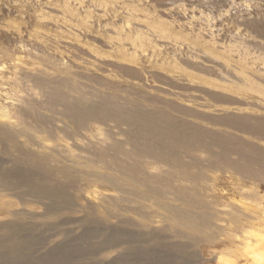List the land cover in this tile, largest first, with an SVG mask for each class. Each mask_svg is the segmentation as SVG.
Here are the masks:
<instances>
[{"label":"rangeland","instance_id":"374dc122","mask_svg":"<svg viewBox=\"0 0 264 264\" xmlns=\"http://www.w3.org/2000/svg\"><path fill=\"white\" fill-rule=\"evenodd\" d=\"M58 85L63 87L59 89ZM59 90L88 106L102 103L108 95L127 108L134 103L148 108L157 102L165 106L169 101L181 106L180 112L172 111L180 118L198 120L207 127L264 146V135L242 130V126L256 122L241 121L233 127L195 120L184 110L181 113V109L188 108L185 110L209 116L230 114L229 118L225 116V122L247 116L251 121L264 120V0H0V126L11 124L10 128L19 131L31 125L28 134L18 132L12 141L6 138L0 143V175L6 173L7 178L10 175L9 179L18 183L9 192L0 187V207L26 212L14 218L0 213V239L4 238L0 240V264H264V241L247 250L243 245L248 241L247 234L240 230L246 214L252 213L258 180L231 170H204L199 183L204 189L201 195L210 202L216 195L219 204L220 217H216L212 228L218 234L210 231L215 234L213 239L202 235L201 239L196 233L180 236L176 232L180 230L178 225L167 219V213V220L160 218L164 209L154 201L149 204L151 201L141 200L148 204L144 210L154 221L132 212L129 216L122 210L130 205L122 200L127 197L125 192L103 189L94 177L88 179L86 175L94 169L87 165L94 157L91 149L108 148L113 141L110 134L122 142L127 135L119 133L113 121L106 126L91 122L90 130L81 129L83 136L72 135L74 128L63 114L64 106L51 97ZM149 97L157 100L152 103ZM127 126L121 127L128 133L134 130ZM30 133V138H25ZM124 147L132 148L127 143ZM34 148L54 154L65 163L81 164L78 170L84 176L76 174V186L72 181L67 189L72 199V204L67 205H71L70 210L49 213L46 206L57 207L59 202L55 204L51 197V201L35 197L30 190L31 185L60 186L65 182L60 176L31 174L35 178L31 185L20 183L18 173L22 168L24 173L29 170L21 160L25 154L20 150ZM200 156L207 163L208 154ZM236 156L230 154L232 159ZM96 161L97 168L104 170L103 163ZM33 169L31 166L30 171L35 173ZM148 171L158 174L162 169L149 167ZM215 177L223 180L215 182ZM260 193L264 195V182H260ZM102 194L116 199L122 196L120 204L114 206L116 217L102 206ZM212 206L215 204L209 207ZM152 210H158L159 215ZM136 215L147 227L128 223H136ZM9 223L13 227L7 232L3 225ZM17 234L23 239L13 246V241L18 242ZM256 238L253 236L255 243ZM251 251H255L253 255L248 254Z\"/></svg>","mask_w":264,"mask_h":264},{"label":"bare ground","instance_id":"6f19581e","mask_svg":"<svg viewBox=\"0 0 264 264\" xmlns=\"http://www.w3.org/2000/svg\"><path fill=\"white\" fill-rule=\"evenodd\" d=\"M43 84H45V83H43ZM64 84H65V82H64ZM50 86H51V84H50ZM62 87H63V85L59 86V89H61ZM65 87H66V84H65ZM130 92H132V91H130ZM54 93L55 94H52L53 96H51L53 98L52 100H55L56 103H59L57 101L61 102L62 106H64V109H62L64 112L63 114H65V116L70 120V123H72V125H73L72 127L74 128V131L72 132V135H74V136L80 135L81 136V134H82V136H83L84 134H83L81 129L84 128V129L90 130L89 124L91 122H98V123H101L102 125L105 124V126H106V124H109L110 121H113L114 123H116L117 128L120 129L119 133L127 135V139L124 142H122L120 140L114 139L111 136L112 134H110L109 137H111V141H112V139H113V141L108 148L91 149L90 152L94 157L90 158L91 163L87 162V165L94 167V169L92 171L90 170L91 172H88L86 175L89 176L88 179H90L91 177H94L95 182L100 187H102L103 189L119 190V191L125 192L127 194V197H123V199H122V196H124V194L122 195V193H121L122 196H120V197L123 201L129 202L131 206L129 205V207H126V208L123 207L124 209H122V208L121 209L128 212V215L130 212H132V213H134V215L137 214V215L141 216L143 219L145 218L144 220H147V219L149 221L152 220L153 218L152 219L149 218L150 214L148 212H145V210H144L146 207L145 204H147V203L146 202L141 203V200H145V201L147 200L149 202L154 201L157 206H160L161 208H163L166 211L165 212L162 209L164 212V216H163V212H162V217H160V218L164 217V219H166V217H167V219L170 220L171 223H175L176 225H178L180 230H177L176 232L179 235L180 234L186 235V234L196 233V234H200V236L202 235V236H205L206 238L208 237V239H213V238H215V237H213V236H215V234H213V233L217 232V234H218V230H215L212 228L216 225V224L214 225V220L218 219L216 217H220V214H219L220 212H217L219 204L216 201V197H217L216 195L212 196L213 200H211V202L208 201L207 199H205L201 195V193L204 192V189L200 188L201 184H199V183L204 178V170L205 169L216 168L219 170H221V169H224L227 171L231 170L235 174H239L243 177H247V178H250L253 180L255 179V180L259 181V183H257V187H256L254 194H253L254 195V199H253L254 206H253V208H251L252 213L248 214L246 212L247 213L246 214L247 218H245L246 222H243L241 225L239 223L238 224L241 226L240 228H242L240 230L241 231L243 230L247 234L248 238H246V239H248V241L245 239L247 242L244 241L245 244L243 243V245H245V248L247 250H253V249H255L256 246H258V244H263L261 242L264 241V227H263V225H264V195L260 193V182L261 183L264 182V146H261L255 142H252L251 140L247 141L245 139L237 138L236 136H234L231 133L228 134L227 132H222V130L218 131V130H215L213 128L207 127V126L203 125V122L200 123V121H198V120H197L198 121L197 122V121H191L190 119L188 120V119L180 118L177 115H175L174 112H172V111H177V112L179 111L180 112L179 109L181 106L179 107V106H177L178 104L169 103V101H167V102L164 101V102H166V103H164V105L166 104L165 106L156 105V104H158V102H157L156 104H154L155 106H151L148 108L146 105L137 106L136 103H134L133 107L130 106V108H127V107H124L121 104H118L117 102H115L114 101L115 99L113 100V97H111V96L108 97L109 95L107 96L105 94L107 97L105 98L103 96L104 101L101 100V101H103L102 103L96 104V102H95V104L88 106V105H82L80 100L70 99L61 90L56 91ZM114 94H117V93H114ZM120 95L121 94H118V96L121 98L122 96H120ZM126 96H128V95H126ZM137 97H139V96H137ZM128 98L132 99L131 96L130 97L128 96ZM153 98L150 99V97H149L150 100H148V101H150V102L152 101V103L153 102L155 103V101L157 99H156V97H155V99H153ZM125 99L127 100V98H125ZM142 99L143 98L141 97V100ZM52 100L50 99L51 102H52ZM143 101H140V102H143ZM99 102H100V100H99ZM130 102H132V100ZM92 103H90V104H92ZM143 103H147V101H145ZM52 104L54 106V102H52ZM185 109H188V108L181 109V113L182 112L184 113V111H185L187 114H191L192 116H194L195 120H196V118H199V119L201 118V120L204 119V120L208 121L209 123H213V124H222V125L226 124L229 126H233L237 123L239 124L241 121H246V122L249 121V123L250 122H252V123L256 122L255 125H253V126H247V125L242 126V127H244L242 130H244L248 133H259V134L264 135V120L261 118H259L258 120H255L252 118V121H251V118H250L251 116L250 117L249 116H247V117L242 116L244 119H238L235 117L236 119H238L240 121H235V122L229 121L228 122L226 120L228 122L227 123V122H225V116L226 115L209 116L206 114H201L200 112L192 111V109L191 110H185ZM228 116H226V118ZM39 120H41V119L39 118ZM65 121H67V120H65ZM65 121H64V123H65ZM249 123H247V124H249ZM6 124L7 123H5V125H3V126H0V143H1L2 139L6 140V138H8L12 141V139H14L17 134L20 133V135H21V133L22 134L27 133L28 131H30V128H31V125L27 124V126L25 125V127L23 129H20L19 131H15L14 129L10 128L11 126L9 127V125H11V124H8V126ZM122 124L128 125L130 127L133 126L134 130L130 129V130H132V132L128 133V131L124 130L121 127ZM238 127H239V125H238ZM66 129H67V127H66ZM108 131H106V132H108ZM68 135L72 136L70 134H68ZM24 136H26V134ZM29 136H31V133H30V135L26 136L25 138H30ZM72 139H73V137H72ZM28 141H29V139H28ZM125 143L130 144L132 146V148H130L128 150L125 149V147H124ZM32 144H33V142H32ZM18 145H20V144H17V146ZM75 146H76V144H75ZM215 147L220 148L219 149L220 151H216ZM32 149H28L25 151L22 149L20 150L21 152H23L25 154V157L22 158L21 160L24 162V164H26V167L29 166V167H27V168H29L27 173H24L23 168H22V170L20 169L21 171L18 173V174H20V177H19L20 183L23 182V184H26L28 182V184L31 185L30 183L33 182V180H35V178L33 176H31V174H34V175L38 174V175H41V176L46 177V178H52L53 176H56V175H58V177L60 176L62 178V180L65 181L60 186H57V187H53V186L50 187L49 186L50 188H43L44 187L43 185H42L43 187H41L40 185L39 186L38 185H35V186L31 185L32 189H30V190H32L35 197H37V196H39L40 198L41 197L42 198L48 197L49 199L51 197V199L54 198L55 202H56V200H57V202H59L57 207H56V205H53V204H52L53 206L52 205L46 206L47 210H50L49 213L51 211L58 212L60 210H67V209L70 210L71 205H70V208L67 207V205L72 204V199L70 198L69 191L67 189H69V186L71 185V183L73 181V177L76 174L81 175V176L83 175V174H79L80 172L78 170V167L80 168L81 164H78V163L72 164L71 162H69L70 160L68 162L71 164H68V163L63 162V159H62V161L57 160V158L54 154H44L42 152L36 151L35 148H34L35 150H32ZM54 153L57 154L56 152H54ZM200 153L208 154V158L206 159L207 163H205V161H204L205 159L203 160V158L200 156ZM230 154H234V155L236 154L238 156V158L232 159L230 157ZM97 159L99 161H101L100 163H103L102 169H104V170H100L97 168V166H98L96 163ZM21 160H19L20 161L19 163H22ZM66 161H67V159H66ZM148 165H149V167L162 169V172L158 173V174H153V172L151 173L148 171V168H149ZM19 166H20V164H19ZM23 166H25V165H23ZM31 166L34 168L33 170L35 171V173L30 171ZM84 166H86V165H84ZM81 172H83V171H81ZM1 173H2V175H0L1 191L2 190L3 191L13 190L14 188L18 187V183L14 182L15 181L14 179H13L14 181L12 179H9L10 175L7 178L6 173L5 174H3V172H1ZM78 175H76V176H78ZM222 180L223 179L219 178V177L214 178V181L218 182V183H220V181H222ZM41 181H43V180H41ZM41 181H40V183H41ZM74 181H75V179H74ZM74 181H73V183L75 185ZM83 181H85V180H83ZM190 181H195L197 183L195 185H193V184H191L192 182L189 183ZM66 182H69V183H66ZM36 183L37 182L35 181V184ZM79 183L80 182H78V184ZM93 183H94V181H93ZM80 184H82V183H80ZM200 190H203V191L200 192ZM214 190H215V188H213V191ZM28 193H29V190H28ZM17 196L21 199V201H23L22 200L23 197H21V194L17 193ZM169 196H171V197H169ZM113 197L108 196L106 194H102V196H99L100 200L102 202H104L102 204V206H104V208L107 211H110V215H112L113 217H116L118 214L115 211L114 206L116 203L119 202L120 197H119V195H118L119 198H117V199L113 198ZM51 199H50V201H51ZM47 201H48V199H47ZM57 202L55 204H57ZM151 202L149 204H154V202L153 203H151ZM175 202H178V203H175ZM211 203L215 204V207L212 206V208L216 209V211L209 207V206H211ZM119 204L120 203H118V205ZM118 205H116V206L118 207ZM94 207H96V206H94ZM94 207H92V208H94ZM116 210H118V209L116 208ZM124 211H122V212H124ZM148 211H150V209ZM152 211H156V210H152ZM157 211L155 213L156 215L158 213ZM118 212H120V211H118ZM0 213L9 215V216H11V218L12 217L14 218V217H18L19 215H23L26 212H19L17 210L15 211L14 209L11 210L8 208L6 209L5 207H0ZM165 213H167V215ZM158 215H159V213H158ZM165 215H166V217H165ZM119 216H121L123 218L122 215H119ZM129 216L126 218H129ZM160 216H161V214H160ZM141 217H139V218L142 219ZM89 218H90V216H89ZM139 218L137 216V220ZM91 219H92V216H91ZM245 219H243V221H245ZM126 220H125V222H126ZM89 221H91V220L89 219ZM152 221H154V220H152ZM94 222H96V220ZM231 222H233V221H231ZM128 223L132 224V225L138 224L141 227L144 226V228L147 227L146 226L147 224L145 223V221H141V220L136 221V223L132 222V221H128ZM18 224H16V225H18ZM238 224L235 223L236 227H239ZM166 225H168V224H166ZM166 225H165V227H166ZM10 226H11L10 223L8 225H3V229H6V231L8 232V231H10V229H9ZM11 227H13V225ZM236 227L234 226V228H236ZM150 228H152V226ZM113 229H115V228H113ZM139 229H140V227H139ZM21 230H23V228H21ZM212 230H213V233H210V231H212ZM11 233H13V232H11ZM11 233L9 234L10 236L13 235V234L11 235ZM159 233H161V232H159ZM208 233H209V235H207ZM155 234H157V232ZM150 235H151V231H150ZM19 236L20 235L17 234L18 238L15 240L18 242L13 241V246L17 245L19 243V241L23 239V237L20 236V238H19ZM192 236H195V238L197 239L196 235H192ZM200 236H198V237H200ZM202 236H201V239H202ZM253 236L257 237L256 243H255V241H253ZM186 237L187 236H185V238ZM211 237H213V238H211ZM116 238H117V236H116ZM2 239H4V238H2ZM2 239H0V240H2ZM191 239H192V237H191ZM193 239H194V237H193ZM8 240L11 241V239H9V238H8ZM23 241H25V240H23ZM27 242H29V240ZM113 244H115V243H113ZM7 245L9 247V244H7ZM26 246H28V244ZM30 246H32V245H30ZM160 246H162V245H160ZM184 247H185V245H184ZM94 248H96V247H94ZM186 248H189V247H186ZM14 252H15V250H14ZM254 252L255 251H251V252H248V254L253 255ZM2 254L3 253H1V255ZM3 256L5 257V255H3ZM6 256H7V254H6ZM258 256H259V254L257 255V258L259 259ZM0 258H3V257H0ZM43 259H44V256H43ZM61 259H63V258H61ZM3 260L5 261V259H3ZM31 261H30V263H31ZM63 263H65V262H63ZM151 264H152V262H151Z\"/></svg>","mask_w":264,"mask_h":264}]
</instances>
